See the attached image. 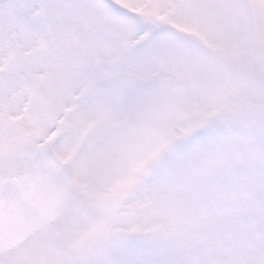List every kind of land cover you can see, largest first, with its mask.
Here are the masks:
<instances>
[{"label": "snow or ice", "instance_id": "obj_1", "mask_svg": "<svg viewBox=\"0 0 264 264\" xmlns=\"http://www.w3.org/2000/svg\"><path fill=\"white\" fill-rule=\"evenodd\" d=\"M0 264H264V0H0Z\"/></svg>", "mask_w": 264, "mask_h": 264}]
</instances>
